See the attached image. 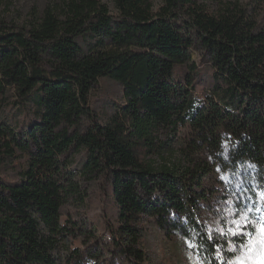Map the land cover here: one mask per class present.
Returning <instances> with one entry per match:
<instances>
[{"label": "trees", "instance_id": "trees-1", "mask_svg": "<svg viewBox=\"0 0 264 264\" xmlns=\"http://www.w3.org/2000/svg\"><path fill=\"white\" fill-rule=\"evenodd\" d=\"M112 2L115 15L68 0L21 28L0 22V264L102 256L64 246L81 232L61 222L84 201L80 181L107 190L110 257L147 264L150 219L166 237L202 243V264H228L231 240L200 215L264 200V0ZM102 78L122 96L99 120L91 96Z\"/></svg>", "mask_w": 264, "mask_h": 264}, {"label": "rangeland", "instance_id": "rangeland-1", "mask_svg": "<svg viewBox=\"0 0 264 264\" xmlns=\"http://www.w3.org/2000/svg\"><path fill=\"white\" fill-rule=\"evenodd\" d=\"M68 0H0V22L15 28L27 26L32 18L41 14L45 9L59 12ZM101 4L107 6L109 14L115 15L112 0H99ZM160 0H153V9H157L161 4ZM212 6L209 4V7ZM259 21H264V8L261 11ZM194 61L198 62L196 53H192ZM120 86L108 79L102 78L91 96V104L97 112L99 120L106 118L111 112L109 106L121 104ZM13 115L12 112H7ZM10 113V114H9ZM22 120L23 116L18 115ZM15 120V119H14ZM13 124V122H12ZM73 167L78 168L83 161L82 154L73 156ZM82 198L84 201L73 200L68 206L62 209L61 222L65 218H71L77 223L81 232L72 239L65 241V248L71 250L78 248L88 252L91 247H98L99 252H103L99 259H93L88 253L83 259V264H126L120 257H110L106 253V242L108 234L105 224L101 219V214L108 212L107 201L105 200L106 188L101 182H82L80 181ZM252 211L237 212L235 208L226 203H216L211 212H202L200 221L206 226L210 233H217L224 238L231 240L229 243L230 252L233 254L232 260L228 264H264V238L260 234V225L257 223L253 229L250 225L244 227V217L247 216L256 223L255 218L264 221V200L258 199ZM240 225V228L237 227ZM144 229V245L147 254V264H202L199 257L194 252L189 242L177 237H166L164 233L156 229L150 219H144L142 223ZM240 230L253 233L251 238L235 235ZM95 233L96 239L88 241L87 234ZM81 234V235H80ZM237 238L244 240L243 244L236 241ZM95 243V246L93 245ZM104 250V251H102ZM63 264V263H62Z\"/></svg>", "mask_w": 264, "mask_h": 264}, {"label": "snow or ice", "instance_id": "snow-or-ice-1", "mask_svg": "<svg viewBox=\"0 0 264 264\" xmlns=\"http://www.w3.org/2000/svg\"><path fill=\"white\" fill-rule=\"evenodd\" d=\"M248 211H251V209H248ZM244 227L247 228L249 225L255 229L256 228V224L258 223L260 225V234H261V237L264 238V221H262L260 218H255L256 220V223H253L252 222V219H250L249 217L245 216L244 218ZM238 228H240V225H237ZM235 235H238V236H245V237H248V238H251V236L253 235V233L251 232H247V231H244V230H240L238 231L237 233H235ZM209 241H211L213 238L211 236H209ZM241 243L243 244V241H241ZM190 247H196V248H200L203 246L202 243L200 244H196V245H193V244H189Z\"/></svg>", "mask_w": 264, "mask_h": 264}]
</instances>
